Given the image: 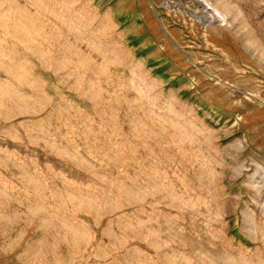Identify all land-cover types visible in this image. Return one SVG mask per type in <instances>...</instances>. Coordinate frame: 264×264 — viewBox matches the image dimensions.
Returning a JSON list of instances; mask_svg holds the SVG:
<instances>
[{
	"label": "rangeland",
	"instance_id": "1",
	"mask_svg": "<svg viewBox=\"0 0 264 264\" xmlns=\"http://www.w3.org/2000/svg\"><path fill=\"white\" fill-rule=\"evenodd\" d=\"M0 0V264H264V0Z\"/></svg>",
	"mask_w": 264,
	"mask_h": 264
},
{
	"label": "bare ground",
	"instance_id": "2",
	"mask_svg": "<svg viewBox=\"0 0 264 264\" xmlns=\"http://www.w3.org/2000/svg\"><path fill=\"white\" fill-rule=\"evenodd\" d=\"M196 4L202 6L206 13H210V16L212 18H219L221 17L222 19V15L221 13L216 9L214 8L209 2H207L206 0H193Z\"/></svg>",
	"mask_w": 264,
	"mask_h": 264
}]
</instances>
